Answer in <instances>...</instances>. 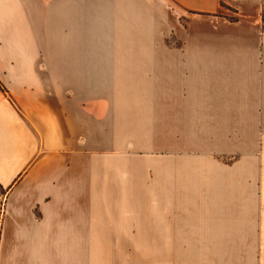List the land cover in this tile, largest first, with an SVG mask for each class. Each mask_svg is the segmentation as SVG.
<instances>
[{
  "label": "crops",
  "instance_id": "0c3cea01",
  "mask_svg": "<svg viewBox=\"0 0 264 264\" xmlns=\"http://www.w3.org/2000/svg\"><path fill=\"white\" fill-rule=\"evenodd\" d=\"M170 1L192 12L183 44L121 66L82 1L68 19L67 1L0 0V264H83L84 244L104 246L97 264H264V0ZM77 15L90 44L68 46ZM138 100L154 139L118 135ZM147 165L154 208L110 199L107 170L130 183Z\"/></svg>",
  "mask_w": 264,
  "mask_h": 264
},
{
  "label": "rangeland",
  "instance_id": "374dc122",
  "mask_svg": "<svg viewBox=\"0 0 264 264\" xmlns=\"http://www.w3.org/2000/svg\"><path fill=\"white\" fill-rule=\"evenodd\" d=\"M75 1L76 0H45L47 3L51 2V7L55 8V10H57L59 4L61 9L63 5L62 2H65L63 5V7L65 6V11H62L61 9L59 12L61 13V16H66L67 14L68 19L70 18L73 7L75 6ZM79 1H82L84 14H88L89 19L90 13L92 14L94 12L92 8H94V10L97 12V17L94 18V15H92L94 20L92 22V43L94 45L98 44L100 48V60L106 61L107 57L112 56L113 53L111 52V46H113L119 50H117L119 53H115V56L116 60L121 62V66L128 62L132 63L141 61L144 63L146 60H153L154 55L148 50L156 49L159 45H163L167 48L180 47V45L183 43L180 41L176 33H184V30L187 26V19L189 16L188 13H192H186L181 8V6L173 4L170 0H78V2ZM41 2H43V0H41ZM91 4H93V6H91ZM222 7L229 10L228 16H225V19L229 22H235L237 15L234 14L233 9L223 5ZM59 12H56L57 21H59ZM194 14L200 15L202 13L195 12ZM89 24L90 21L86 19V17H83V20H80L79 15H77L76 20L71 22V26L67 23L68 30L66 33L68 36L66 41L63 42L62 38H60L61 43H65L66 45L70 46L75 44L77 39V41L80 40L79 44H90L91 37L89 33H86ZM81 29V38L76 37ZM176 29L178 31H176ZM96 36L98 37V41L96 40ZM130 50L137 51L129 52ZM110 59L112 58L110 57ZM120 87L121 90L125 92H144L139 85L135 87H128L126 85ZM104 90L105 88H103L101 92H104ZM67 93H69V91H67ZM125 99L126 98H122L119 103H125ZM147 103L148 102L146 101L138 100L132 111L126 108V112L129 113V116L125 117L126 120L123 123L119 124V122H116L115 125L116 130L120 131L118 132L119 136H122V130L127 128L125 135L131 139H135L134 135H140L139 137L143 139H154L155 119L152 117L153 104L151 102L152 106L148 109L142 108L143 104ZM145 112H151V118H144ZM133 115H135V124L138 126L140 133H133V127H130V123H132L131 117ZM216 135L218 134H209V137L211 136L210 139H212L213 136L217 137ZM216 139L217 138H215V140ZM195 140L196 143L202 142L201 139ZM214 143L219 145L218 141H215ZM232 157L233 156H223L224 159L222 161L229 164L233 160L228 159ZM153 167L154 166L152 165H147V167L142 170L137 167V171L132 172V174L134 175L135 173H141V178L137 177L136 180H133L132 178L130 183H126L124 176L125 173L123 170L119 168L107 170L108 181L106 182L104 191L110 196V199L113 198L116 204H119V206L123 204L124 196L126 199V204H138L136 197L139 195L140 191H147V201L152 202L147 208H154V200L152 198L154 196L155 190V170ZM99 172L100 177H98V187L99 191H101L102 171H95V173ZM233 210H235V208H233ZM237 210L239 211V208H237ZM104 232H106V230H104ZM99 233H101L100 230ZM74 248L75 246L67 245V253L74 252ZM77 248L78 252H81L83 264H97L98 255L99 258H105L107 255V251L104 250V246L100 245L96 246L84 244L77 246Z\"/></svg>",
  "mask_w": 264,
  "mask_h": 264
}]
</instances>
